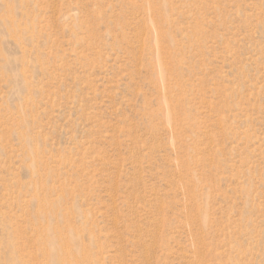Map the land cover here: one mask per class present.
Here are the masks:
<instances>
[{"label": "rangeland", "instance_id": "1", "mask_svg": "<svg viewBox=\"0 0 264 264\" xmlns=\"http://www.w3.org/2000/svg\"><path fill=\"white\" fill-rule=\"evenodd\" d=\"M0 264H264V0H0Z\"/></svg>", "mask_w": 264, "mask_h": 264}]
</instances>
